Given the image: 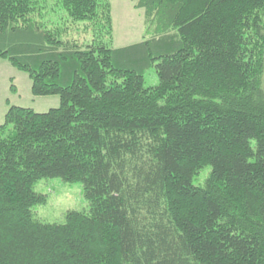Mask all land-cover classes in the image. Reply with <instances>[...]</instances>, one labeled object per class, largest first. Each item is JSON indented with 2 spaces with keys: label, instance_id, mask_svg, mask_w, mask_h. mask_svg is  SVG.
Returning <instances> with one entry per match:
<instances>
[{
  "label": "trees",
  "instance_id": "obj_1",
  "mask_svg": "<svg viewBox=\"0 0 264 264\" xmlns=\"http://www.w3.org/2000/svg\"><path fill=\"white\" fill-rule=\"evenodd\" d=\"M42 2L0 0V58L60 99L0 126V264H264V0H137L154 36L118 49L106 0ZM79 22L96 37L64 42ZM44 179L89 213L36 220Z\"/></svg>",
  "mask_w": 264,
  "mask_h": 264
},
{
  "label": "rangeland",
  "instance_id": "obj_2",
  "mask_svg": "<svg viewBox=\"0 0 264 264\" xmlns=\"http://www.w3.org/2000/svg\"><path fill=\"white\" fill-rule=\"evenodd\" d=\"M106 1L110 5L112 17L111 28L108 29L104 27L100 32L96 31L99 37L97 40H101L103 43L108 42L107 44L110 47L118 49L144 42L154 36L156 24L154 23L152 25L150 21L146 19L144 9L136 8L137 0ZM42 4V6L48 10V13H50L44 14L47 21H55L60 15L63 16L60 12L58 0H43ZM53 14H55L54 17H52ZM94 23H98L97 20L94 21ZM92 26L95 30H98L96 27L97 25L93 23L79 22L73 24V26H71L73 31L70 29L71 31L69 30L67 34L70 33L68 35L66 34L67 36H63V41H75L82 46L89 44L96 37ZM28 82L31 85H29ZM158 84L159 80L156 70L152 68L145 74V88H153ZM0 86H2L4 90L6 89L7 92L9 91V94L13 95L12 97L18 99L19 105H21L22 102L25 104L32 103L35 99L50 100L49 98L56 97H35L32 94V81L29 76L13 67L8 60L1 58ZM29 87L31 89H29ZM262 88L264 89V74ZM210 171V167L203 170L194 178L193 184L195 186L203 185ZM35 192L47 197L45 204L37 205L33 209L34 218L40 222L47 224H64L66 215L69 212L89 213L90 211V203L85 198L82 183H67L62 179H44L36 184Z\"/></svg>",
  "mask_w": 264,
  "mask_h": 264
},
{
  "label": "crops",
  "instance_id": "obj_3",
  "mask_svg": "<svg viewBox=\"0 0 264 264\" xmlns=\"http://www.w3.org/2000/svg\"><path fill=\"white\" fill-rule=\"evenodd\" d=\"M24 77V76H23ZM29 85H31L28 82ZM31 87V86H30ZM29 87V89H31ZM13 95L9 94L6 89L0 86V126L4 125L6 115L10 109V107H20V108H28L32 109L36 113L44 114L49 112L52 109H58L60 107V99L59 97H51L50 100H38L35 99L32 103L25 104L22 102L21 105L18 99L12 97ZM46 110V111H43ZM48 110V111H47Z\"/></svg>",
  "mask_w": 264,
  "mask_h": 264
}]
</instances>
